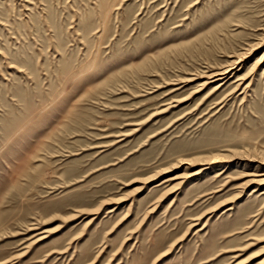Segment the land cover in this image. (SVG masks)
<instances>
[{"label":"rangeland","instance_id":"1","mask_svg":"<svg viewBox=\"0 0 264 264\" xmlns=\"http://www.w3.org/2000/svg\"><path fill=\"white\" fill-rule=\"evenodd\" d=\"M0 264H264V0H0Z\"/></svg>","mask_w":264,"mask_h":264},{"label":"bare ground","instance_id":"2","mask_svg":"<svg viewBox=\"0 0 264 264\" xmlns=\"http://www.w3.org/2000/svg\"><path fill=\"white\" fill-rule=\"evenodd\" d=\"M241 62V58H238L236 61H235V63L231 66V67H227V68H225V69H222V70H220V71H217V72H215V73H212L210 76H208L209 78H211V79H222V78H225V77H227L228 76V74L229 73H231L232 72V70L233 69H235V64L237 65L238 63H240ZM207 82H205L204 84H206ZM217 158V157H216ZM215 158V160H218V159H216ZM212 161V160H211ZM213 161H214V159H213ZM176 178V177H175Z\"/></svg>","mask_w":264,"mask_h":264}]
</instances>
